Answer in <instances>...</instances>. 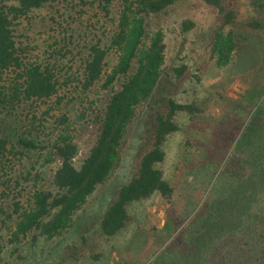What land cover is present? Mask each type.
Wrapping results in <instances>:
<instances>
[{
  "label": "rangeland",
  "instance_id": "rangeland-1",
  "mask_svg": "<svg viewBox=\"0 0 264 264\" xmlns=\"http://www.w3.org/2000/svg\"><path fill=\"white\" fill-rule=\"evenodd\" d=\"M119 1L113 0L107 15L102 0H49L15 22L16 48L24 65L53 68L59 90L49 100L0 107V137L10 143L0 162L2 264H187L184 261L195 259L197 250L203 258L196 264H238L242 251L256 259L261 250L257 238L264 232V182L258 181L264 175V155L254 167L259 150L252 143L260 137L253 127L264 125V32L248 24L264 21V13L250 0L232 1L238 17L231 26H223L218 11L202 0H179L168 15L150 23L151 31L161 29L165 37L164 74L152 104L172 98L195 103L201 110L194 117L178 115L179 131L165 143L166 157L158 168L173 188L172 197L155 194L129 205V221L121 233L113 238L101 234L104 213L137 175L152 145L151 108L144 104L128 128L119 167L74 215L71 227L53 239L34 232L18 245L9 242L16 204L28 207L36 191L57 193L52 182L60 162L48 160L59 133L73 137L78 169L99 137L112 91L103 89L104 82L84 91V63L91 46L101 42L109 47ZM0 3L16 5L13 0ZM186 23L192 24L190 30H184ZM221 29L234 33L238 45L224 68L212 55L214 36ZM106 62L109 74L118 62L116 51H109ZM16 78L13 69L7 71L0 86L8 90ZM122 83L118 81L114 90ZM63 118L67 123L61 126ZM24 139L36 142L39 149H26L20 142ZM242 139L252 142L242 148ZM252 192L249 198L245 195ZM241 200L248 201V209L238 214L237 230H224L222 223L228 228L229 220L219 213Z\"/></svg>",
  "mask_w": 264,
  "mask_h": 264
},
{
  "label": "trees",
  "instance_id": "trees-1",
  "mask_svg": "<svg viewBox=\"0 0 264 264\" xmlns=\"http://www.w3.org/2000/svg\"><path fill=\"white\" fill-rule=\"evenodd\" d=\"M16 5L6 6L0 3V83L7 71L14 70L17 74L13 87L6 89L0 86V107L7 109L22 102L49 100L57 95L59 80L51 67L38 64L24 65L18 54L14 38L15 22L28 16L34 10L43 8L49 0H13ZM179 0H120V15L109 47L99 42L91 46L89 56L84 63L83 89L89 91L100 82H104L103 89L112 91V97L107 104L105 114L101 120L99 137L91 149L89 156L78 169L74 160L78 155V147L74 144L70 134L60 132L51 144L50 160H57L60 166L53 178V186L57 193L36 191L31 204L19 209L16 204L17 215L14 229L9 242L18 245L33 234H39L46 239L61 236L73 223L74 215L87 203L88 198L96 189L105 184L119 167L122 160V147L131 123L136 117L137 109L144 104L151 108L150 117L153 123L152 145L139 163L137 175L117 195L116 200L104 213L100 230L106 238L117 236L129 221V205L147 200L155 194L170 199L173 188L164 179L158 168L166 157L165 143L169 136L179 131L176 118L180 114L194 117L201 112L195 104L178 103L172 98H162L152 104L154 95L164 74L165 44L164 33L161 29L150 30V23L157 18L168 15L172 6ZM214 7L222 17L223 26L235 24L238 13L230 0H202ZM101 9L108 15L113 0H102ZM251 5L264 13V0H250ZM249 28L264 32V21L252 20ZM192 24L186 23L184 30H190ZM238 49L236 36L232 32L225 33L222 29L217 32L212 42V55L219 68L230 65ZM118 54V62L107 74V58L109 51ZM136 67L134 73H131ZM182 76V70H176ZM123 79L121 88L114 90L115 84ZM65 125L67 119L59 120ZM253 132L260 135L256 143L259 154L254 157L252 165L257 168L264 155V125L254 126ZM259 132V133H258ZM243 147L252 142L243 140ZM21 144L29 150H37L39 146L31 140H21ZM9 141L0 137V162L9 152ZM260 183L264 182V175ZM254 192L247 195L252 196ZM256 195V194H255ZM241 198V195H240ZM249 198V197H248ZM238 205V206H237ZM235 208H228L219 213V218L228 219V228L222 223L221 228L237 230L236 218L239 213L248 209V201L241 200ZM241 205V207H239ZM221 223L223 220H219ZM217 224V225H218ZM213 229V227L211 228ZM257 241L261 250L257 258L252 260L250 254L240 255L238 264H264V232ZM4 247L0 246V264L3 262ZM195 259L185 260L187 264H196L203 258L202 250L193 252Z\"/></svg>",
  "mask_w": 264,
  "mask_h": 264
}]
</instances>
